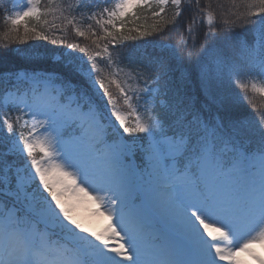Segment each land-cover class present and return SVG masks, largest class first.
I'll return each instance as SVG.
<instances>
[{
    "label": "snow or ice",
    "instance_id": "obj_1",
    "mask_svg": "<svg viewBox=\"0 0 264 264\" xmlns=\"http://www.w3.org/2000/svg\"><path fill=\"white\" fill-rule=\"evenodd\" d=\"M109 2L111 7H100L95 0H80L75 10L89 20L98 16L103 32L98 39L121 45H113L115 56L107 45L103 52L109 66L116 63L143 81L132 94L100 74V53L88 54L87 60L75 56L77 49L89 53L77 43L67 44V51H25L28 63H54L59 71L37 67L0 74L12 85L4 106L21 113L0 115V132L6 130L9 145L0 151V264H247L242 254L264 264L253 250L264 246V112L256 124L239 117L225 125L219 115L205 116L212 106L224 107L226 98L217 90L226 82L238 85L241 101L249 99V91L264 97V0L249 5L258 7L251 13L256 19L242 20L251 26L253 45L241 42L239 60L218 50L211 71L201 67L194 52L198 29L184 30L169 56L163 55L169 46L161 44L160 52L140 51L138 59L142 46L124 44L132 38L119 31L131 9L153 3L162 13L170 2L175 17L187 11L191 23L204 7L200 0H186L183 8L182 0ZM49 11L41 12L40 0H27L26 7H13L11 13L5 9L3 39L49 40L40 23ZM206 22L204 45L217 39L211 13ZM68 23L77 36H85L73 19ZM235 26L225 22V36ZM87 31L97 35L91 26ZM58 51L60 60L54 61ZM172 60L192 64L198 73L205 101L199 107L173 86ZM112 85L128 111L117 106ZM85 204L108 221L102 231L83 222L79 209Z\"/></svg>",
    "mask_w": 264,
    "mask_h": 264
},
{
    "label": "trees",
    "instance_id": "obj_2",
    "mask_svg": "<svg viewBox=\"0 0 264 264\" xmlns=\"http://www.w3.org/2000/svg\"><path fill=\"white\" fill-rule=\"evenodd\" d=\"M95 2L98 3L100 7L107 4V0H95ZM9 3L10 0H4L3 6L0 7V74L16 73L20 69L30 70L37 67L45 71H59V68L54 63L51 65L47 63L41 65L28 63L24 59L25 51H43L53 48L64 51L67 49V44L77 43L80 47H87L89 49V53H86L87 55H95L97 52L100 53L97 57V68L100 69V74L107 76L109 80L115 79L114 69H117L118 65L113 63L109 66L103 48L107 45L109 53L115 56L113 45L115 44L117 49H120L121 45L115 41L110 43L107 39H98L100 36H103V32L96 24V20L99 19L98 16L89 20L87 19V13L82 17L75 8L70 12V16L67 18L73 19L74 24L79 27L81 31H85L86 33L84 37H79L76 35L73 25L68 23V19L64 17L60 18L59 26H57L56 20H51L47 15L41 19L40 23L43 25L44 34L49 36L50 39L37 40L33 38L21 44L18 40L13 41L11 38L7 41L3 39L4 33L8 28L3 19L4 8L8 7ZM252 3L253 0H200V4L204 5V7L191 23H189V13L187 11H185L181 17H175L177 9L171 3L165 5L162 13L155 5L151 8H136L129 11L125 27L119 28V24L117 27L125 36L132 38L124 41V44L142 46V48L136 50L134 59L139 58L140 51L146 50L149 53L160 52L161 49L159 46L161 44L169 46L163 50V55L169 56L171 45L178 43L179 36L184 30L191 28L193 31H196L198 29L199 38L193 37L196 45L194 52L200 54L201 67H203L206 64L211 65L213 63L216 58V53L220 49L223 50L224 56L239 60L242 55L241 42L246 41L248 45L254 43V34L251 26L242 23V20L245 18L256 19L251 13L256 12L258 7H249ZM185 4L186 0H182L181 7L183 8ZM98 10L99 9H97V11ZM132 11L136 12V17L131 16ZM41 12L43 13L46 11ZM156 13H159V15H156ZM209 13L213 16V31L217 39L214 42H209L207 45H204L203 37L208 28L206 17ZM48 14H50V11ZM44 19H47V24L43 23ZM174 21H176V23H174ZM201 21H204V23L201 24ZM233 21L236 22V26L225 36L221 26L224 25L225 22L231 24ZM53 23L56 25L55 28L51 26ZM89 26H91L93 32L97 33L96 36L91 35V33L87 31ZM108 27L111 28V26ZM129 29L134 30L130 32ZM38 30H40L39 27ZM141 32H147L148 35L141 36ZM222 36L225 38L222 39ZM51 39H57V45H52L50 42ZM61 40H63L62 44L59 43ZM94 40L98 41L99 47L93 43ZM5 45L7 46L5 47ZM202 45H204L203 51ZM59 51L57 53H59ZM123 51H128V49L124 48ZM53 60L56 61L57 59L53 58ZM170 68L173 86H180L188 97L195 98L197 107H199L201 103H204L205 101L201 92L198 73L193 71V65L187 62L172 60ZM5 80L6 76L0 75V107L1 98L12 86L10 81L5 83ZM113 87H115V85H112V89ZM249 87H251V83H249ZM217 94L226 98L224 107L217 109L215 106H212L211 112L205 113V116L215 117L219 115L225 125H227L230 120L239 117H247V122L256 124L260 119L261 113L264 112V97H260L258 94H253L249 91L247 94L249 99H243V101H241V98L244 97V93L239 89L238 85H234L231 82H226L221 89L217 90ZM253 97L254 99H251ZM12 158L13 157H9V159Z\"/></svg>",
    "mask_w": 264,
    "mask_h": 264
},
{
    "label": "rangeland",
    "instance_id": "obj_3",
    "mask_svg": "<svg viewBox=\"0 0 264 264\" xmlns=\"http://www.w3.org/2000/svg\"><path fill=\"white\" fill-rule=\"evenodd\" d=\"M79 2H80V0H51V4H50L49 0H40V10L41 11H47L48 8H51L50 14H48V16L50 17L51 20L52 19L56 20V24H57V26H59L58 24L60 22V18L70 16L69 15L70 12L72 10H74V8L76 7V5ZM112 2H114V0H112ZM26 5H27V0H10V3L8 5V7L4 8V15H5V9H7L9 13H11L13 7H15L17 10H19V9H22V8L26 7ZM69 5H72L71 9H69V7H68ZM111 6H112V4L110 3L108 7H111ZM64 51H67V49L64 50ZM74 55L77 56V57H81L82 56L85 60H87V56H88L86 53H80L79 50H76L74 52ZM53 58L57 59V60H60L59 53H56V55ZM85 66L87 67L88 65H85ZM121 67L122 66H118L117 69L113 68L115 70L114 71L115 79L118 82H120L123 87H125L126 89L130 90L129 94H132V92L135 89L141 88L143 86V83H142V81H137V80L129 77L128 75H126L128 70L124 69L122 71ZM202 68L204 70L211 71V70L214 69V63H212L211 65L210 64H206ZM94 75H96V74L94 73ZM257 83H259V81H257ZM18 85H22V84H18ZM20 88L23 90L24 87L21 86ZM112 91L114 92V95H115V98H116V101H117V106L120 107L122 111H128V109L123 105V100L119 96V91L115 87H113ZM89 95H91V93H89ZM97 103H102V102L101 101H97ZM142 109H143V105H141V111L139 112V114L141 116L144 115V112H143ZM5 111H11L14 117L18 116V115H21V113H19V111L16 110L15 108H13L11 105H9L6 108L4 106V104H3V97H2L0 115H2ZM24 119H27V117H24ZM30 124H31V122L29 121V126H30ZM24 131L28 132V128H25ZM42 131H43L42 129H37L36 130L37 134L39 132H42ZM5 137H6V130L3 131V132H0V151H6L7 147L9 146L8 142H7V139H5ZM125 138L126 139H131L130 137H125ZM137 159H139V155H137L136 161H137ZM92 211H94V206L91 205V204H85L79 209V214H80L81 218L83 219V222L91 230H93V226L91 225L92 224L91 221L94 220L95 216H98V215H92L91 214ZM99 218L102 220V229L101 230L100 229L97 230V232L102 231L103 227H106L107 224H108V221L103 216H99ZM253 250L258 256L264 254V246L256 245ZM241 258L244 259V260H247V264H249L251 262V259H252L251 257H249L247 255H244V254L241 255ZM253 264H257V261L254 260Z\"/></svg>",
    "mask_w": 264,
    "mask_h": 264
},
{
    "label": "bare ground",
    "instance_id": "obj_4",
    "mask_svg": "<svg viewBox=\"0 0 264 264\" xmlns=\"http://www.w3.org/2000/svg\"><path fill=\"white\" fill-rule=\"evenodd\" d=\"M91 225L93 226V230L97 231V230H101L102 229V220L99 218V216H95L94 220L91 221ZM105 227H103L104 229ZM260 254V253H259ZM262 258H264V254L260 255ZM254 259H251V262L249 264H253Z\"/></svg>",
    "mask_w": 264,
    "mask_h": 264
}]
</instances>
